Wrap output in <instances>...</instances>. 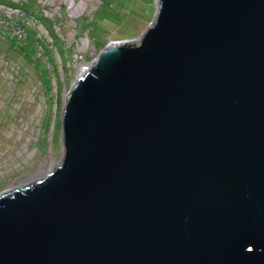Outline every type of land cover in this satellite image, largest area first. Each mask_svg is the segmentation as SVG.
<instances>
[{
    "label": "water",
    "instance_id": "obj_1",
    "mask_svg": "<svg viewBox=\"0 0 264 264\" xmlns=\"http://www.w3.org/2000/svg\"><path fill=\"white\" fill-rule=\"evenodd\" d=\"M64 110V160L0 195V264H264V0H157Z\"/></svg>",
    "mask_w": 264,
    "mask_h": 264
},
{
    "label": "rangeland",
    "instance_id": "obj_2",
    "mask_svg": "<svg viewBox=\"0 0 264 264\" xmlns=\"http://www.w3.org/2000/svg\"><path fill=\"white\" fill-rule=\"evenodd\" d=\"M3 1L0 33L7 30L14 34L23 29V38L18 39L25 46L29 34L21 25L31 27L41 40L36 55L51 81L47 88V81L35 66L22 55L16 56L17 52L7 61L17 70L20 66L18 74L12 69L6 71V64L0 63V194L41 181L62 165L65 153L62 119L80 69L91 66L110 44L141 39L155 22L157 12L154 0L150 21L134 17L136 22L131 23L129 31L116 28L99 49L91 40L90 30L102 0H32L44 17L53 21L58 45L65 51L62 53L44 24L24 15L20 5L27 0ZM6 47L10 48L9 42L0 40L1 60L9 55Z\"/></svg>",
    "mask_w": 264,
    "mask_h": 264
},
{
    "label": "trees",
    "instance_id": "obj_3",
    "mask_svg": "<svg viewBox=\"0 0 264 264\" xmlns=\"http://www.w3.org/2000/svg\"><path fill=\"white\" fill-rule=\"evenodd\" d=\"M27 1V3H21L20 5L24 15H31L34 20L42 22L47 28L49 34L53 37L57 46L60 47V52L64 53V49L58 45V38L56 37L53 29V21L44 17L43 13L37 8L34 1ZM0 2L4 1L0 0ZM154 2V0H102V5L96 14V20L93 22L90 30L91 40L99 49H102L107 43L109 36L112 35V32L116 28H124L129 31L131 23L136 22L134 17H137V19L143 22L150 21L154 13ZM21 26H23L29 34V37L25 42V46L21 44V40L13 33L8 32L7 30H3L0 33V40L9 42L10 48H12L7 49L6 47V54L9 55H6L7 58L5 57V60H7L8 57H12L15 52H17L16 56L22 55L27 63L32 64L33 68L35 66L38 73L45 81H47V88H49L51 81L50 74L43 68V64L36 55V46L38 43H41V40L34 34L31 27L25 25ZM28 70L29 69L26 71L28 72ZM48 91H50V89Z\"/></svg>",
    "mask_w": 264,
    "mask_h": 264
},
{
    "label": "built area",
    "instance_id": "obj_4",
    "mask_svg": "<svg viewBox=\"0 0 264 264\" xmlns=\"http://www.w3.org/2000/svg\"><path fill=\"white\" fill-rule=\"evenodd\" d=\"M24 31H23V29H19V30H17V31H15V33H14V35H16L17 36V38H23L22 36H23V33ZM141 39H142V37H141ZM141 39H139V40H131L130 42L129 41H126V42H119V43H114V44H112V45H122V44H126V45H130V44H135V43H138V42H140V40ZM98 59V58H97ZM97 59L92 63V65L91 66H93L94 64H96V61H97ZM0 63H1V65L3 64V65H5L6 66V71H8L9 69H12L13 71H17L16 72V74H18L19 72H18V70H20L21 68H20V66H18V70H17V68H16V66L15 65H12V62H9V61H7V60H4V59H0ZM2 65V66H3ZM7 65H8V67H7ZM91 66H89V67H82L81 69H80V71H79V75H78V78L77 79H79L83 74H84V72L86 71H88L89 69H90V67ZM76 84V83H75ZM74 84V85H75ZM74 85L72 86V88H71V91H72V89H73V87H74ZM70 91V92H71ZM70 96V93L68 94V97Z\"/></svg>",
    "mask_w": 264,
    "mask_h": 264
},
{
    "label": "bare ground",
    "instance_id": "obj_5",
    "mask_svg": "<svg viewBox=\"0 0 264 264\" xmlns=\"http://www.w3.org/2000/svg\"><path fill=\"white\" fill-rule=\"evenodd\" d=\"M12 190H7V191H4L3 193H1L0 195H2V194H6V193H8V192H11Z\"/></svg>",
    "mask_w": 264,
    "mask_h": 264
}]
</instances>
